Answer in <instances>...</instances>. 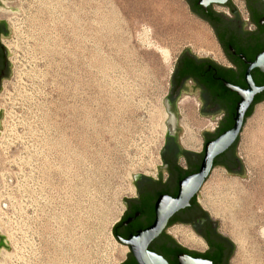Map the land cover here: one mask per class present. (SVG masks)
Masks as SVG:
<instances>
[{"label": "rangeland", "instance_id": "374dc122", "mask_svg": "<svg viewBox=\"0 0 264 264\" xmlns=\"http://www.w3.org/2000/svg\"><path fill=\"white\" fill-rule=\"evenodd\" d=\"M1 4L13 67L0 93V235L11 248L0 264H120L113 229L134 175L160 162L176 59L187 48L219 57L216 38L185 0ZM178 110L188 136L203 128L192 97ZM238 154L247 178L217 171L201 200L237 246L230 264H257L264 103L244 124Z\"/></svg>", "mask_w": 264, "mask_h": 264}, {"label": "flooded vegetation", "instance_id": "af4514ba", "mask_svg": "<svg viewBox=\"0 0 264 264\" xmlns=\"http://www.w3.org/2000/svg\"><path fill=\"white\" fill-rule=\"evenodd\" d=\"M185 1L192 14L212 30L220 47L219 57L182 51L176 59L168 101L173 107L192 97L197 107V122L204 126L197 132L190 131L188 136L174 121L165 137L158 167L152 173L134 178L133 193L124 201L123 213L113 229L114 238L125 249L120 264H140L138 257L142 254L138 242L128 243L130 239L154 225L158 201L162 197L178 198L181 183L201 171L207 146L233 128L241 101L233 89H249L247 73L251 65L257 63L250 70V82L256 88L264 87L263 0H227L224 4L210 3L206 7L200 5L201 0ZM6 36V23L0 20V89L8 77V57L3 46ZM262 103L264 90L254 96L245 113L244 124L249 113ZM183 113L186 114L181 112V115ZM239 141L240 135L213 159L208 177L193 193L189 205L168 220L157 238L142 242L147 252L163 257L169 264H180L181 255L211 264L231 263L233 242L220 231L201 197L215 172L241 176L243 162L238 154ZM187 242L198 248L188 246Z\"/></svg>", "mask_w": 264, "mask_h": 264}, {"label": "water", "instance_id": "95a60500", "mask_svg": "<svg viewBox=\"0 0 264 264\" xmlns=\"http://www.w3.org/2000/svg\"><path fill=\"white\" fill-rule=\"evenodd\" d=\"M226 1L227 0H201L200 5H203L204 7H206V5H208L210 3L224 4V3H226ZM263 2H264V0H263ZM0 7H4V5L0 4ZM10 9L20 13V11L18 9H14V8H10ZM3 21L6 23L5 20H3ZM261 23L264 24V17L262 18ZM6 28H7V36L5 38H10V35L12 34V29L9 27V25L7 23H6ZM5 50L7 53V57L11 56V54H9L7 48H5ZM186 50L192 51L191 48H187ZM255 65H257V63L251 65V67L247 73V80H248V84H249V89L248 90H242V89H237V88L233 89L241 97V101L237 105L235 124H234L233 128L230 129L229 131L225 132L216 141H214L213 143H211L207 146V152H206L207 155H206V158H205V161H204V164H203L201 171L197 175L189 177L181 183V192H180V195L178 196V198L167 199V198L162 197L158 201L157 207H156L157 218H156L154 225L152 227H150L149 229L141 232L138 235V237L134 238L133 240L130 239V241L128 242L131 244H132V241L138 242V250L141 251L140 253L142 254V256L139 255L140 260H142V261H140L139 257H138V261L140 264H169L163 257L147 252L146 248L142 244V242L145 240L151 241V240L157 238L162 233V231L164 230L168 220L177 211H179V210L187 207V205H189V200L192 197L193 193H195L196 191H198L200 189V187L203 185L206 178L208 177L211 166H212L213 159L217 155L226 151L237 140L239 135H241V131H242V128L244 126V121H245V113H246L247 109L249 108L254 96L264 90V87L263 88H256L254 86V84L252 82H250V70L253 67H255ZM12 67H13L12 64L8 61V74H7L8 80H10V77L12 76V71H11ZM2 90L3 89L1 87L0 93L2 92ZM165 105H166L167 110L170 114V119L167 122L169 129L173 126V123L175 121L176 127L183 131L182 127L180 126L181 115H180L179 110H178V104L175 103L174 106L171 107L170 102L168 101V97H167L165 99ZM3 111L4 110H1V112H0V129L1 130H2L1 119H3V117H4ZM241 161L243 162L242 159H241ZM242 166H243L242 167L243 171H242V174L240 177L243 179H246L247 178V170H246V167L244 165V162H243ZM136 176L137 175H134V178ZM229 176H231V175H229ZM192 188L194 190H192ZM191 190H192V192H190ZM125 200H126V198L124 199V201ZM217 222H218V225L220 227L221 222L220 221H217ZM225 236L228 237L227 235H225ZM8 244L9 243L6 240V237L3 235H0V253H2L1 248H5V249L10 251L11 248L9 247ZM233 248H234L233 249V256H234L236 249H237V246L234 242H233ZM179 261H180V264H211L210 262H207L205 260L194 259V258L189 257L187 255H181L179 257Z\"/></svg>", "mask_w": 264, "mask_h": 264}, {"label": "bare ground", "instance_id": "6f19581e", "mask_svg": "<svg viewBox=\"0 0 264 264\" xmlns=\"http://www.w3.org/2000/svg\"><path fill=\"white\" fill-rule=\"evenodd\" d=\"M207 199V197H206ZM206 202V200H205ZM202 204H203V201H202ZM204 205V204H203ZM205 206V205H204ZM216 211V210H215ZM218 211V210H217ZM260 232H258L260 235L261 239L260 240V243H258L257 241H255V259L257 261V264H264L263 261H262V255H261V243H264V228H262L261 230H259ZM175 234V233H174ZM177 234V233H176ZM179 236V235H178ZM240 240V239H239ZM238 240V241H239ZM240 242V241H239ZM123 248V247H122ZM125 252V249L123 248L122 251H121V257L123 255V253Z\"/></svg>", "mask_w": 264, "mask_h": 264}, {"label": "trees", "instance_id": "16d2710c", "mask_svg": "<svg viewBox=\"0 0 264 264\" xmlns=\"http://www.w3.org/2000/svg\"><path fill=\"white\" fill-rule=\"evenodd\" d=\"M253 114V111L249 113V115L247 116L248 118H250Z\"/></svg>", "mask_w": 264, "mask_h": 264}]
</instances>
